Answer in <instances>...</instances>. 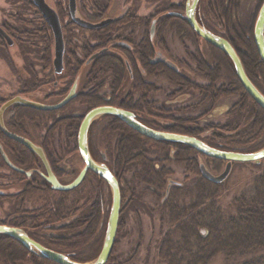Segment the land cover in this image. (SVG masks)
Wrapping results in <instances>:
<instances>
[{
	"label": "trees",
	"instance_id": "trees-1",
	"mask_svg": "<svg viewBox=\"0 0 264 264\" xmlns=\"http://www.w3.org/2000/svg\"><path fill=\"white\" fill-rule=\"evenodd\" d=\"M8 1L12 5V0ZM78 1V15L89 21L104 19L112 2V0ZM262 1H259L253 14L246 13V17L240 21L242 14L236 9L237 0H199L196 18L208 30L230 42L240 57L248 78L264 95V64L259 58L253 41V26ZM25 2L26 8L33 15V19L27 21L31 27L23 29V27L4 22L0 23V26L13 39L15 45L23 41L34 49L38 66L41 67L40 70L44 75L42 79L38 78V72L28 65L27 71L31 80L23 83L13 94L11 93L12 95L30 98L28 95L36 93L33 96L62 98L76 80L81 67L86 65L85 61L89 56L107 47V51L99 54L87 65L86 84L89 89L85 93L78 94L58 111L68 109L74 102L84 107V114L93 107L111 105L134 112L138 120L153 129L194 136L218 149L253 152L264 147V110L245 91L235 74L231 61L221 50L205 42L215 61L213 67L203 60L200 53L197 52L192 56V59L196 61L197 70L209 80L206 85H198L167 68L165 63L148 61L153 57V52L152 41L145 27L146 18L143 21L142 30L140 29L136 37L132 30L127 31V26L134 20V16L127 13L115 18L106 26L89 29L71 20L67 7L68 0H54L53 8L59 15L65 44L64 69L62 73L56 74L52 64L53 40L50 27L32 1L25 0ZM170 5L166 10L175 8L178 9L175 11L177 13L184 12L183 4ZM216 9L226 18H220ZM15 19L20 21L18 15H15ZM157 20L161 22L163 29L171 27L176 33H182L191 39L194 44L201 39L183 18L168 15ZM221 29L224 31L222 32ZM119 41H124L129 46H120L117 44ZM5 44L4 38L0 35V47ZM114 49L124 54L123 59L112 52ZM125 60L130 65L131 72L128 79L131 81L132 91L120 99L119 90L127 73ZM141 72L149 76L165 77L172 87H175L173 89L175 93L171 96L177 95L188 99L196 92L200 103L207 100L209 103L200 115L202 117L171 118L172 123L165 127L145 119L141 113L151 106L147 93L157 88L153 83L144 81ZM221 77L224 81H221ZM60 80L63 82L60 83ZM42 82L47 83L46 90L41 88ZM233 95L238 97L237 102L226 113L234 118L243 117L239 123L237 121H206V116L208 117L213 111L220 99ZM177 96L174 98L178 99ZM4 101L0 98V105ZM8 110L12 111V116L5 121V124L11 130L21 129V121L24 119L35 124L43 123V125L51 121L38 145L42 147L54 174L58 178L64 175V170L58 164L67 155L76 153L79 156L75 132L82 115L57 117L54 110H36L19 104L11 106ZM244 113L250 116L245 126ZM115 135H117L115 145L106 140ZM0 143L4 152L6 149L12 153V163L26 171L36 170V172L32 170L30 177H26L25 174L11 170L0 154V168H7L10 173L6 178L12 177L14 182L22 180L26 183L21 192L0 197V200L10 199L17 205L13 209L12 218L0 220V224L22 228L35 241L49 249L68 255L72 260L78 262L93 260L101 249L108 217L105 208L110 191L105 181L88 171L78 187L70 191L54 190L48 182L40 178L39 172H44L43 165L33 152L7 138L1 131ZM103 144L104 147L101 150L99 146ZM88 146L94 160L105 163L119 181L123 202L128 197L132 201L136 189L128 177L126 178L125 173L130 172L132 180H137L144 185L143 193H146L148 197H155L153 199L155 205L162 211L169 225L168 231L172 229V232L179 233L181 240L174 243L177 252L173 254L169 252L171 256L168 260L166 254L169 253L166 249L169 250V248L166 245L169 243L166 240L161 242L158 250L160 261L167 264H209L215 256L221 255L227 264H264V159L258 163H233V165L252 166L260 170L253 180L251 194L235 196L233 198L235 212L224 215L217 205L215 194L216 188L221 184L207 180L199 171V164L204 163L209 171L220 172L225 164L224 160L200 154L184 144L147 138L112 115H103L91 123ZM172 152L173 154L170 155ZM7 156L11 161L10 156L8 154ZM171 158L177 163L183 162L193 176L196 174L190 179L193 198L189 202L180 199L181 196L184 198L189 195V192L185 191V183L170 178L171 170L162 164ZM149 190L151 194H147L146 191ZM89 196L92 197V202L88 213L81 218L75 217L61 227L66 230L79 228V231L70 236L51 235L52 225L70 216L75 211L73 208L78 200L82 198L87 200ZM28 200L33 203L39 202L40 205L26 208L25 203ZM123 206L124 203H121V208ZM121 208L117 234L122 226ZM100 224L103 225L102 235L97 238ZM116 242L115 240L107 264H111ZM89 243H92V246ZM0 259L8 264H58L29 252L19 242L5 235H0Z\"/></svg>",
	"mask_w": 264,
	"mask_h": 264
},
{
	"label": "rangeland",
	"instance_id": "rangeland-1",
	"mask_svg": "<svg viewBox=\"0 0 264 264\" xmlns=\"http://www.w3.org/2000/svg\"><path fill=\"white\" fill-rule=\"evenodd\" d=\"M45 1L51 7L54 6V0ZM259 1L260 0H237L236 9L240 14H242V16L240 15L239 18L240 21L246 17V13H254ZM76 2L79 3L78 0H76ZM184 3L185 0H112L111 7L109 12L107 13V16L121 17L127 12H130L134 16V20L132 21V24L127 26V31L132 30L134 32V37H136L140 29L142 30L143 21L145 20V18L147 21L145 27L147 28V33L149 34L151 22L153 19L156 20L161 18L162 16L165 17L168 15L177 16L169 14L168 12H170V10L166 9L169 7L170 4V6L183 4L184 7ZM161 6L164 8H160ZM34 7L38 10L35 5ZM177 10L178 9L175 8L172 9V11ZM216 10L217 15L220 18H226L223 13H221L218 9ZM179 14L183 15V12ZM15 15H18L20 21H15L17 20L15 19ZM177 17L182 18L181 16ZM32 19L33 15H31L30 11L26 8L25 0H12V5L11 2H9L8 0H0V23H9L16 27H23L24 29L31 27V25H29L27 21H30ZM156 22L154 23L153 33L151 37L149 36L150 38H152L151 48L153 52V57L150 58L148 61L151 63H165L167 61H171L177 66V70H173L165 64L167 68L179 73L181 76L189 79L195 84H208L209 80L203 73L197 70V66L195 63L196 61L192 59V56L198 52L200 53L203 60L210 67H213L215 65L212 52H210L205 41L203 39H198L196 44H194L191 39L184 36L182 33H176L175 29L171 27H165L163 29V27H161V22L159 20H157ZM106 25L107 24H105L104 26ZM161 30L163 31L161 32ZM221 31L223 32L224 30L221 29ZM16 45L15 43L10 46L5 44V46L0 47V98H2L3 100H7L10 97L15 96L12 95L13 92L19 89L23 83L31 80V76L27 71L28 65L34 67V70L38 72V78L42 79L44 75L40 70L41 67L38 66L39 64L34 49L30 47L28 43L25 44L23 41H21V43L17 42ZM22 47H24V49ZM52 51L54 52V45L52 46ZM112 52L116 53L118 58L123 59L124 54L118 49H114L112 50ZM87 69V65L81 67L76 77V79L78 78L76 88L77 95L85 93L89 89L86 84V76L88 73ZM126 72L127 73H125V76L123 78L122 86L119 90L120 99L122 97H125L127 93L132 91L131 81L128 79V76L131 71L129 72L126 68ZM141 74L143 76L142 78L144 81L153 83L157 88V90L150 91L147 93V99L151 102V106L147 111L141 113L145 119L155 122L161 127H165L172 123L171 118L174 119L180 117L184 119H191L196 118L197 116L202 117L200 115L204 112L207 107V103L209 102H207L206 100V102L200 103L198 101L200 99L196 95V92V94H193V97L189 96L188 99L177 95L171 96L170 93L173 92V89L175 87H172V85L167 81L165 77L149 76L143 72H141ZM221 81H224L223 77H221ZM62 82L63 80H60V83ZM47 86V83L42 82L41 88L43 90H46L48 88ZM35 94L36 93H32V96L28 95V97L30 98L27 99L46 104H53L61 99V97L59 96H53L48 98L42 95L33 96ZM176 96L178 97V99L174 98ZM22 97L25 98L24 96ZM237 98V96L233 95L220 99L213 108V111L208 115V117L206 116V121H237L239 123V121L242 120L243 117L238 116L237 118H234L230 117L231 115H227L226 113L228 110H230L231 106L235 102H237ZM61 108L54 110L56 112L57 117H60L62 115L81 116L84 114V107L80 106L77 102L72 103V105L64 111H58ZM245 112L247 113V110H245ZM246 113H244V115L246 116H244V119L246 120L244 121L245 123H243L244 126L250 117L246 115ZM11 116L12 111L7 110L4 114V120L8 121ZM50 124L51 121H48V123L46 122V125H43V123L35 124L24 119L23 121H21V129H16L12 131L23 135L24 137L31 140L33 143L38 144L41 141L42 136L45 135L46 129L50 126ZM77 131L78 128L75 132L76 136ZM106 140H109L115 145L117 141V135L113 137H108ZM101 146H99V148L102 150L104 144ZM5 152L10 156L12 161V153H10V151H7L6 149ZM172 154L173 152L170 153V155ZM199 160H202V158H199ZM162 164L171 170L172 174L170 178L185 183V191H188L189 195L187 197L184 196V198H182L181 196L180 199L189 202V200L193 198V187L192 184L190 185V179L196 176V174H194L193 176L191 174V171L186 168L183 162L181 164L177 163L173 160V158L168 161H164ZM58 165L64 170V175L59 178L60 182L69 183L79 174V171L83 167V162L76 153H73L72 155L65 156L59 162ZM223 168L224 166L222 167V169ZM29 170L30 172L32 170L36 172L35 169ZM259 170V168L240 164H235L232 166L229 176L226 178V180L220 183L221 186L217 187L215 192V194L217 195V205L224 215L232 214L235 212L233 204V198L235 196H237L238 194H251L253 190V180L258 175ZM212 173L218 174L219 172L212 170ZM0 174V190L3 192L0 197H2L3 195H12L19 193L24 189L26 183L22 180L14 182V180H12V177L6 178L7 174H10L7 168H0ZM125 175L126 178L128 177V180H130V183L135 185L136 189L132 197V201H130L129 197L126 198L124 202L122 201L125 206L121 208V210L123 211L121 218L122 226L121 230H118V234L116 232L115 240L117 242L110 262L111 264H167L162 260L160 261V259L158 258V250L160 248V244L161 242H163V240H166L169 243V245L165 244L169 248V250L166 249L168 253L171 252L173 254L175 251L177 252L174 243L179 242L181 240L179 238V233L172 232V229L168 231L169 225L162 211H160L159 207L155 205V202L153 200L155 197L152 196L151 198L148 197L146 193H143L144 185L138 182L137 180H132L130 172H126ZM39 176L41 179H43L40 175V172ZM186 178L188 179L185 180ZM39 181L41 180L39 179ZM187 184L188 186L186 187ZM146 192L147 194H151L150 190ZM110 194L111 192L107 195V198L109 197V200L107 199L106 203V213H108L110 208ZM129 196L131 197V195ZM91 202L92 197L90 196L87 200L85 198H82L80 201L78 200L75 208H73L75 211H73L70 216H67L60 220L61 222H57V224L52 225L50 234L54 236H70L74 233H77L79 231V228L73 230H66L63 228L61 229V227L64 224L69 223L75 217H84V215L88 213ZM182 203H184V201H182ZM39 205V202L33 203L29 202V200L25 203L26 208H34L38 207ZM14 207H17L14 201L10 199H1L0 220L11 219L14 214L12 213ZM102 229L103 225L100 224L97 238L102 235ZM89 245L92 246V243H89ZM169 256H171L170 253L166 254L167 260ZM0 264L8 263L0 259ZM105 264H107V262ZM209 264H227V262L225 261L223 256L217 255L209 262Z\"/></svg>",
	"mask_w": 264,
	"mask_h": 264
},
{
	"label": "water",
	"instance_id": "water-1",
	"mask_svg": "<svg viewBox=\"0 0 264 264\" xmlns=\"http://www.w3.org/2000/svg\"><path fill=\"white\" fill-rule=\"evenodd\" d=\"M31 1L38 8L39 12L41 13V16L46 21L52 32L54 45L52 61L53 70L56 74H60L63 71V57L65 52V44L59 15L55 11V9L52 8L45 0ZM198 2L199 0H186L183 15H180L177 12L170 13L173 15L181 16L183 19H185L190 28L197 36L202 38L205 42L221 50L229 58L233 65L235 74L245 91L254 100V102L264 110V95L254 86V84L248 78L244 70L243 64L240 60V57L238 56L234 47L230 44L228 40L217 34H214L198 22L196 18V9ZM67 7L71 20L77 25L84 28H100L105 24L111 23L113 21L112 18H106L99 22L92 23L77 16L76 0H68ZM154 23L155 20L151 24V35L154 30ZM0 35L4 38L7 45L10 46L13 44L12 38L4 31L1 26ZM253 41L257 53L260 57V60L264 64V0L262 1L258 9V13L254 22ZM120 44L126 45L125 43ZM103 52L104 49L94 53L88 59L87 62H89L95 56ZM166 64L171 69L177 70V66L173 62L167 61ZM76 86L77 83L75 82L72 85L71 89L68 91V93L61 100L53 104L41 103L27 98H23L20 95H16L7 99L0 105L1 133L7 138L20 143L39 158L45 171L44 173H41V176L45 179L46 182L50 184L52 189L57 191L72 190L83 181L86 173L88 171H91L105 181L111 192V205L108 213L102 246L98 255L90 262H77L75 260H72L68 255L49 249L40 244L39 242L35 241L23 229L6 224H0V235L8 236L19 242L29 252L39 255L43 258L52 260L58 264H105L108 261L113 244L115 242L121 208V193L119 182L106 164L99 163L92 158L88 146V130L90 124L98 117L103 115H112L120 119L131 129L135 130L136 132L147 138L161 142L184 144L195 149L203 155L226 161L224 169L218 174H213L208 171L202 163L199 165V171L202 176L215 184H220L228 177L232 168V162L258 163L260 160L264 159V147L253 152H238L218 149L209 146L201 139L194 136L153 129L143 124L140 120L136 118L134 113L129 110L111 105H101L89 109L82 116V120L79 124L77 131L76 144L78 148V153L84 166L80 170L79 174L71 182L63 184L53 173L42 147L33 143L31 140L24 137L23 135H20L10 130L4 122V114L11 106L17 104L42 111L59 109L75 98ZM0 154L7 166L10 167L13 171L25 174L27 177L31 175L30 171H26L10 161L7 154L4 152L1 143ZM2 194L3 192L0 190V195Z\"/></svg>",
	"mask_w": 264,
	"mask_h": 264
},
{
	"label": "flooded vegetation",
	"instance_id": "flooded-vegetation-1",
	"mask_svg": "<svg viewBox=\"0 0 264 264\" xmlns=\"http://www.w3.org/2000/svg\"><path fill=\"white\" fill-rule=\"evenodd\" d=\"M110 7H111V6H110ZM109 10H110V8H109ZM109 10H108V12H109ZM108 12H107V13H108ZM170 12H173V11L170 10ZM170 12H168V13L171 14ZM76 14L78 15V12H77V2H76ZM127 14H131V13H130V12H127ZM124 15H125V14H124ZM79 16H80V15H79ZM80 17H81V16H80ZM82 18H83V17H82ZM105 18H112L113 21H114L115 18H119V17H111V16H107V14H106V17H105ZM84 19H85V18H84ZM85 20H87V19H85ZM154 20H155V19H153L152 22H153ZM87 21H89V20H87ZM99 21H101V20H98V21H90V22H94V23H95V22H99ZM113 21H112V22H113ZM156 21H157V19L155 20V22H156ZM112 22H111V23H112ZM152 22H151V23H152ZM156 23H157V22H156ZM100 28H101V27H100ZM93 29H95V28H93ZM149 36L151 37V32L149 33ZM150 39H152V38H150ZM120 43H125L126 45H123V44H120ZM117 44L120 45V46H124V47L129 46L128 43H126V42H124V41H119ZM103 49H104V52L107 51V47H103V48H101V49L95 51L94 53L99 52L100 50H103ZM94 53H93V54H94ZM93 54H92V55H93ZM100 54H101V53H100ZM92 55H91V56H92ZM91 56H89V58H90ZM98 56H99V55L95 56L93 59L97 58ZM89 58H88V59H89ZM88 59L85 61V64H86V65H89V64L93 61V59H91L89 62H87ZM124 63H125L126 68L128 69V71L130 72V65H129L128 61L125 60ZM165 64H166V62H165ZM166 65H167V64H166ZM63 69H64V67H63ZM75 82L78 83V78L73 82V84H74ZM73 84H72V85H73ZM71 87H72V86H71ZM71 87H70V89H71ZM76 88H77V86H76ZM70 89H69V90H70ZM69 90H68V91H69ZM76 91H77V90H76ZM67 93H68V92H67ZM173 93H174V92H172V93H170V94H173ZM76 96H77V94H76ZM76 96H75V98H76ZM63 97H64V96H63ZM63 97H62V98H63ZM62 98H61V99H62ZM131 112H132V111H131ZM133 113H134V112H133ZM134 115H135V113H134ZM135 116H136V115H135ZM137 119H138V118H137ZM142 123H143V122H142ZM143 124H144V123H143ZM145 125H146V124H145ZM200 154H201V153H200ZM11 162H12V161H11ZM233 163H236V162H232V166H233ZM200 164H201V163H200ZM200 164H199V165H200ZM202 164H204V163H202ZM225 165H226V161H225L224 167H225ZM204 166H205V165H204ZM50 167H51V166H50ZM205 167H206V166H205ZM22 169H23V168H22ZM51 169H52V168H51ZM223 169H224V168H223ZM223 169H222V170H223ZM231 169H232V168H231ZM11 170H12V169H11ZM53 173H54V172H53ZM55 176H56V175H55ZM56 177H57V176H56ZM57 178H58V177H57ZM58 179H59V178H58ZM59 180H60V179H59ZM69 191H70V190H69Z\"/></svg>",
	"mask_w": 264,
	"mask_h": 264
},
{
	"label": "bare ground",
	"instance_id": "bare-ground-1",
	"mask_svg": "<svg viewBox=\"0 0 264 264\" xmlns=\"http://www.w3.org/2000/svg\"><path fill=\"white\" fill-rule=\"evenodd\" d=\"M44 246V245H43Z\"/></svg>",
	"mask_w": 264,
	"mask_h": 264
}]
</instances>
